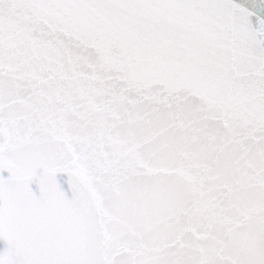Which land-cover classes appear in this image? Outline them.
<instances>
[{
  "label": "snow or ice",
  "instance_id": "1",
  "mask_svg": "<svg viewBox=\"0 0 264 264\" xmlns=\"http://www.w3.org/2000/svg\"><path fill=\"white\" fill-rule=\"evenodd\" d=\"M0 264H264V0H0Z\"/></svg>",
  "mask_w": 264,
  "mask_h": 264
}]
</instances>
